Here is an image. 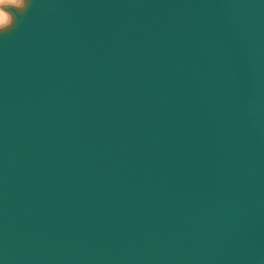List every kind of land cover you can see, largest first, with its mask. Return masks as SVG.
<instances>
[{
  "label": "water",
  "instance_id": "water-1",
  "mask_svg": "<svg viewBox=\"0 0 264 264\" xmlns=\"http://www.w3.org/2000/svg\"><path fill=\"white\" fill-rule=\"evenodd\" d=\"M12 11L0 264H264V0Z\"/></svg>",
  "mask_w": 264,
  "mask_h": 264
},
{
  "label": "bare ground",
  "instance_id": "bare-ground-1",
  "mask_svg": "<svg viewBox=\"0 0 264 264\" xmlns=\"http://www.w3.org/2000/svg\"><path fill=\"white\" fill-rule=\"evenodd\" d=\"M39 5H34V11L35 12H39V13H47V16H50V13L52 14L53 11H50L48 9H50L49 7H47V5H45V3L41 2L38 3ZM63 11V10H62ZM61 11V12H62ZM30 18V16H29ZM28 18V20H29ZM46 20V19H45ZM44 20V21H45ZM44 21H41V23ZM27 27V26H25ZM24 33H27L25 36H27V39L30 38V35L27 29H24V31H22ZM36 32V31H34ZM47 31H45L44 29L39 30V40L32 42V44H34L36 47L35 49H37V51H40V54H37L33 51L34 56H30V50L24 51L21 49H18V47L16 45H11L12 48H10L9 51H7L6 53H3L0 55V66H2V68H10V77H17L20 76V74L24 73V72H30L31 73V69L33 68V66H35V64H39L41 63L43 60L46 61L47 60L44 59L41 53V49L39 48H44L46 47V45H42V44H46L48 43V41H50L51 37H45ZM25 42V39L23 37H21V39L19 40L17 45H20L21 42ZM27 43H29L28 41H26ZM49 44V43H48ZM46 57V55H45ZM35 58L34 61H29L30 59Z\"/></svg>",
  "mask_w": 264,
  "mask_h": 264
},
{
  "label": "clouds",
  "instance_id": "clouds-1",
  "mask_svg": "<svg viewBox=\"0 0 264 264\" xmlns=\"http://www.w3.org/2000/svg\"><path fill=\"white\" fill-rule=\"evenodd\" d=\"M31 6V0H0V33L11 30L16 23V13L23 15Z\"/></svg>",
  "mask_w": 264,
  "mask_h": 264
}]
</instances>
